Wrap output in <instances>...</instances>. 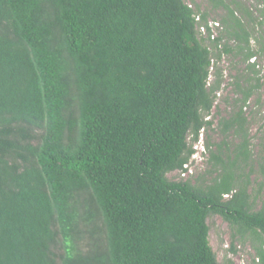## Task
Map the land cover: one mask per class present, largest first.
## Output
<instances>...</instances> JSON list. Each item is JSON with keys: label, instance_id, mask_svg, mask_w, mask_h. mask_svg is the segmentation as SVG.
<instances>
[{"label": "trees", "instance_id": "16d2710c", "mask_svg": "<svg viewBox=\"0 0 264 264\" xmlns=\"http://www.w3.org/2000/svg\"><path fill=\"white\" fill-rule=\"evenodd\" d=\"M205 1L217 38L195 0H0V264H221L213 216L264 264V0ZM224 56L245 69L193 182Z\"/></svg>", "mask_w": 264, "mask_h": 264}, {"label": "rangeland", "instance_id": "374dc122", "mask_svg": "<svg viewBox=\"0 0 264 264\" xmlns=\"http://www.w3.org/2000/svg\"><path fill=\"white\" fill-rule=\"evenodd\" d=\"M186 3L191 4V0H184ZM251 12L254 17H258V8L259 5L255 0H240ZM195 2L200 5L201 11L208 12V24L212 30L214 38L222 32L220 19L223 16L220 11H212L205 0H195ZM264 36V31L259 30ZM204 32V31H203ZM206 32V31H205ZM204 35L206 33H203ZM258 35V34H257ZM255 47V44H253ZM259 67L260 74L262 77V82L264 84V58L259 59ZM217 66L221 69L223 73V84L221 90L218 94V101L216 103V109L211 115V120L214 121L215 129L213 131H209L208 133H203L201 140L198 144L197 155L192 161L191 166L189 167V173L186 175L187 177L184 179H190L193 182L199 178L202 182L209 183L211 181L210 170L211 166L208 164V153L206 152V143L210 142L211 149L216 150V146L222 143L223 137L218 132L216 126L219 118L223 116H227V109L224 105V99L229 98L228 100L232 102L234 96V90L232 84L235 81V76H239L240 73L243 72L245 66L237 62V60L232 57L224 56L223 60ZM236 68V70H234ZM213 80V79H212ZM262 96V104L264 106V86L261 92ZM253 106V102L251 103ZM249 110V109H248ZM246 109V112H248ZM263 118V119H262ZM256 122L251 124V136L253 143V151L254 156H262L264 152V113L263 117L260 115L255 118ZM253 122V121H252ZM235 142L234 140H229ZM255 176L253 177L254 181L256 177L260 176V171L258 169L257 161L255 158ZM179 173L174 174L170 179H180ZM254 184V183H253ZM255 184L257 182L255 181ZM208 224L210 227V243L217 255L218 261L221 264H260V259L257 257L256 251L254 249L253 244L249 239H240V237H235L233 230L229 227L228 223H226L221 217L213 216L208 220ZM233 246V247H232ZM234 248L237 253L231 252V249Z\"/></svg>", "mask_w": 264, "mask_h": 264}]
</instances>
